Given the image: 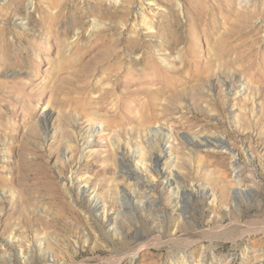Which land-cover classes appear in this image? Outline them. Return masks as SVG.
Masks as SVG:
<instances>
[{"label": "rangeland", "instance_id": "rangeland-1", "mask_svg": "<svg viewBox=\"0 0 264 264\" xmlns=\"http://www.w3.org/2000/svg\"><path fill=\"white\" fill-rule=\"evenodd\" d=\"M30 1L49 16L74 10L69 0H0V36L9 40L0 46V264H44L50 257L59 264H180L183 257L190 264L203 257L264 264V0H144L143 11L134 0L129 26L134 14L156 21L161 13L181 22L182 40L159 45L156 55L174 66L173 89L152 103L140 94L130 104L123 84L107 85L123 81L128 62H95L84 74L76 50L61 57L41 52V13L26 16ZM88 1L75 2L86 22L95 7ZM123 1L102 0L97 36H129L124 19L113 17ZM138 30L149 40L145 28ZM92 107L101 114L93 125L86 120ZM158 129L163 136L154 135ZM158 151L160 172L179 175L191 197L182 213L176 187L147 160ZM123 165L143 189L123 178ZM148 186L157 205L146 200ZM121 190L134 191L133 218ZM166 232L185 241L157 244ZM29 247L35 255L26 261ZM129 249L139 252L123 259Z\"/></svg>", "mask_w": 264, "mask_h": 264}, {"label": "bare ground", "instance_id": "bare-ground-1", "mask_svg": "<svg viewBox=\"0 0 264 264\" xmlns=\"http://www.w3.org/2000/svg\"><path fill=\"white\" fill-rule=\"evenodd\" d=\"M76 1L77 0H69L67 5L68 6L72 5L74 7V10L68 14V17H64L65 13L62 14V11L58 12V14L56 13L49 16V14H46L43 11V9H41L37 4L33 5L31 1L27 4L28 6L26 8V16H28L29 19L33 14V13L31 14V12L39 11L41 13L39 18L35 21V24L40 25L43 30L44 38L43 39L41 38L42 41L39 44L41 52L46 54L55 53L60 56V54L62 55L63 51L65 52L67 50H70V48L76 50L75 51L77 54L76 60L78 63L77 67L80 71L82 70V73L84 74H86V71L89 69L90 65L95 62L100 63L113 59L119 61L124 60L125 62H128L127 65L129 66L124 67L126 68L127 73L123 77V81L116 78L115 80H112L111 82L107 83V85L108 86L110 85L111 89L113 90L114 88L119 89L123 84V87H121L123 88L122 93L124 95L133 96L131 98L125 99V101H127L128 104L132 102L134 103L141 101V98H138V95L140 94H145V95L147 94L148 95L147 103H152L155 100H157L159 96L163 97L164 93H168L170 90L173 89L172 83L168 82V80L170 81V79L171 80L173 79L171 73L175 70V68H173L174 66L169 62H167L166 59L164 58L162 59V62L159 63L156 60L157 58L156 55L159 53L160 46L172 48L179 45V43L181 44L182 34L178 31L182 26L181 22H177V21L172 22L171 20L167 19L164 14L161 13H158L157 15L156 13L154 14L155 18H157V20L155 21L154 18L148 19L146 15L140 13V15H137L140 18L136 17V14H134L135 16H134V21L132 22L133 24H131L132 26H129L128 24L129 14L132 12L131 11L132 9L130 7L132 2H134V0H124L123 3L119 5L121 10L115 13L113 17L115 16V18L119 17L124 19V22L121 24L125 26L126 28L125 30L129 33V36L127 35V37H125L126 35L124 36L123 33L121 35L111 34L109 36L108 35L97 36V33L100 32L101 28L103 27L102 26L103 24L101 25L96 19V17L97 16L104 17V15H106L104 13L102 0L88 1L89 4L95 3L94 9L90 11V15H89L92 18L89 17L88 22L85 21L84 19L85 16L82 17L83 9L75 5ZM240 1L241 3L247 4L246 0H240ZM114 2L115 4H117L119 3V0H114ZM138 2L141 11H143L144 0H138ZM177 6H178V10H180V3H178ZM118 13H121L122 15H119ZM27 23L28 22L24 20L20 24L24 26ZM140 27H143L145 28V30L148 31L149 40H146V38L140 36L138 32L139 31L138 29ZM176 27L178 28L176 29ZM153 39H159L160 43L158 45L155 44L154 42L151 41ZM8 41L9 40H6L4 37L0 36V46L2 45L3 47L6 46L8 47L9 45ZM35 43L36 42L33 43L32 48H35ZM152 50H154V53L151 52ZM73 52H71V55ZM177 59L181 64L183 63L181 56L177 57ZM45 88H42V90H45ZM149 90L151 91L155 90L154 91L155 94H152V92L151 91L149 92ZM98 111H99L98 108H93V109L90 108V112L86 115V120L90 122L89 124L93 125L95 119L100 120L99 117L101 114H99ZM48 114L50 115V113ZM48 114H45L46 118L48 117ZM41 129H42V136L46 140L47 130H46V124L44 122H43V126H41ZM160 132L161 130L158 129L153 133L155 136L156 134H159V136H163L162 135L163 133ZM87 136L88 137L92 136V130L90 129L87 130ZM155 136L152 137L153 139L151 138V142L157 143ZM115 140L116 139H111V145L113 147L115 146L117 147ZM205 141L206 139L202 140V142H200L201 143L200 146H203V143ZM67 145L71 146L70 143ZM207 146H210V144H207ZM152 155L153 158H151L150 156L147 158L148 162L154 165L155 171L160 173L162 177L166 179L168 186L176 187L177 189L176 205L177 206L180 205L179 212L182 213V211L186 209L187 204L190 203V199H191L190 195H188V193L185 191V188L183 189L182 185H180L179 181H181L180 180L181 178L179 177V175L172 172L171 170H168V172L165 173L162 171L160 172L158 168V162L162 158V152L158 151L157 154L152 153ZM143 156H145V153L141 150L140 152L141 161L145 162L146 157ZM121 158L127 161L126 158L122 155ZM121 171H125V174L123 175L124 179H126L127 181L134 180L135 186H139V189L144 188V186H142L139 183V180L131 175L134 171H132L125 165L121 167ZM168 177L174 178V181H171L170 179H168ZM152 187L148 186V188L143 193L148 202H150L153 205H157V203L154 204L155 199H151V196L154 195L153 192L154 189ZM86 193H87V189H86ZM133 193H134L133 190L130 191L121 190L119 195V200L121 204L124 205L125 208L127 206L125 212L130 214L132 218L134 217V214L129 209V204H130L129 201H130V196ZM102 208H103L102 211L105 214V206H103ZM118 229L119 226L116 225V223H114L112 227V231L115 236L117 234L119 235ZM210 232H212V230ZM204 234L205 236L208 235L207 233ZM180 238L177 237L172 239L170 235L166 232L160 238L158 237L159 240L157 241V244L160 245L170 244V243L178 244L179 241H185V240H179ZM153 240H155L154 237ZM150 243L153 242L150 241ZM149 245H145V244L141 245L138 249L140 251L143 248L149 247ZM138 252H133L129 249L125 254H122V258L123 259H125L126 257L134 258ZM25 255L27 256L26 261L32 260V258L35 255L34 249L32 247H29L26 250ZM8 258H10V255H8ZM185 259L186 258L183 257L181 259V262L179 263L190 264L189 259L187 260ZM44 264H59V262L56 259L52 260L50 257V260L46 259V262ZM198 264H214V263L212 257H203L200 261H198Z\"/></svg>", "mask_w": 264, "mask_h": 264}]
</instances>
